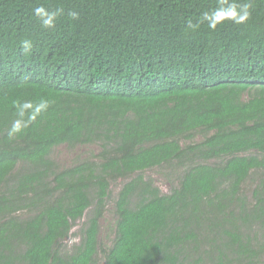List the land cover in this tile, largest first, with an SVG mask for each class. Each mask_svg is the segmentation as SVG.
Listing matches in <instances>:
<instances>
[{
    "label": "trees",
    "instance_id": "1",
    "mask_svg": "<svg viewBox=\"0 0 264 264\" xmlns=\"http://www.w3.org/2000/svg\"><path fill=\"white\" fill-rule=\"evenodd\" d=\"M87 143L97 160L49 158ZM163 165L183 168L168 192L142 175ZM118 179L105 246L99 219ZM98 253L264 264V0H0V264H97Z\"/></svg>",
    "mask_w": 264,
    "mask_h": 264
},
{
    "label": "rangeland",
    "instance_id": "2",
    "mask_svg": "<svg viewBox=\"0 0 264 264\" xmlns=\"http://www.w3.org/2000/svg\"><path fill=\"white\" fill-rule=\"evenodd\" d=\"M254 93L253 90L243 92L241 99L245 100ZM202 139L201 133H198L193 141H200ZM184 145L186 142L181 141ZM100 148L97 144L87 143V144H75L73 146H67L66 144H59L52 148L49 158L54 162L58 169H63L74 165L75 163L82 162L83 160H97L98 152ZM183 171L182 167H174L163 165L160 167H152L146 169L142 172L145 179H151L152 183L157 186L161 192H168L171 186L176 185L178 177ZM262 172H251L247 179L242 184V194L250 199L252 196V190L256 184L261 181ZM127 179H118L113 181L109 186L110 196L108 197L105 206L104 213L99 219V232L98 240L105 246L110 245L115 229L116 216L114 213L115 200L117 198L118 192ZM89 210L87 211L88 214ZM26 213H22L20 216H25ZM84 217L77 222L70 230L68 236L61 243L62 251H70L74 245H76L79 240V228L84 222ZM257 237L260 235V230L255 231ZM97 264H104L103 256L98 253Z\"/></svg>",
    "mask_w": 264,
    "mask_h": 264
},
{
    "label": "clouds",
    "instance_id": "3",
    "mask_svg": "<svg viewBox=\"0 0 264 264\" xmlns=\"http://www.w3.org/2000/svg\"><path fill=\"white\" fill-rule=\"evenodd\" d=\"M248 7H249V6H248L247 4L243 5V7H242V14H240V15L238 16V18H236V22H237V23H242V22H244L245 20L248 19V16H249V12L247 11ZM36 11H37V13H39V12H40V9H37ZM53 15H54V14H53ZM71 15H72L73 17L76 16L75 13H71ZM45 25H46V26L48 25V21H45ZM29 45H30V42H29V41H24V42H23V47L27 48V47H29Z\"/></svg>",
    "mask_w": 264,
    "mask_h": 264
}]
</instances>
